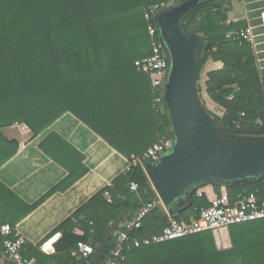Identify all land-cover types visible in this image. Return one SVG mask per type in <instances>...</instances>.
<instances>
[{
    "label": "trees",
    "instance_id": "1",
    "mask_svg": "<svg viewBox=\"0 0 264 264\" xmlns=\"http://www.w3.org/2000/svg\"><path fill=\"white\" fill-rule=\"evenodd\" d=\"M167 1L0 0V168L18 150V144L5 138V128L26 124L39 135L68 112L90 124L91 109L93 114L102 112L107 95L110 119L125 118L134 111L133 102L126 98L127 79L145 76L134 64L152 54L145 11ZM229 3H204L184 26L212 47L204 53L200 70L209 59L223 63L222 69L208 74L206 82L208 96L224 110L222 117L214 116L220 132L228 138L264 137L262 75L254 48L237 35L246 24L228 23ZM156 113L160 139L174 136L166 104L164 114ZM132 182L137 184V192L130 189ZM202 189L206 194L198 198ZM257 189L264 197V178L233 184L209 182L191 194L176 217L183 224L199 218L201 209L209 206L208 195L227 196L228 204L234 205L240 194ZM155 198L144 168L133 167L52 233L62 234L54 245V255L36 250L30 254L24 249L23 255L34 257L37 264H108L125 224ZM19 204L25 206L0 182V206H6L5 215L11 217L8 220L2 215L0 224L15 228L21 219L15 213ZM167 224L164 211L149 214L142 228L132 233V240L141 246L132 245L121 264H264V220L226 229L231 240L227 250L218 246L222 230L145 244L146 239L160 235ZM81 242L91 245L94 252L87 257L80 255ZM0 264H14L1 249Z\"/></svg>",
    "mask_w": 264,
    "mask_h": 264
},
{
    "label": "crops",
    "instance_id": "2",
    "mask_svg": "<svg viewBox=\"0 0 264 264\" xmlns=\"http://www.w3.org/2000/svg\"><path fill=\"white\" fill-rule=\"evenodd\" d=\"M228 1V23H245V29L252 27L257 35L259 70L264 75V26L260 22L264 0ZM222 68V62L209 59L201 68L198 81L204 85L206 106L219 117L224 115V110L208 96L206 82L210 72ZM126 92L134 111L125 118L110 119L107 95L102 112L97 110L93 114L91 109L90 124L68 112L39 135L32 132L23 135L14 127L16 124L3 129L5 138L18 144V150L0 168V182L25 204H19L15 211L16 217L21 218L15 229L26 239L25 252L31 254L36 250L54 255V245L62 234L52 233L126 173L133 156L158 143L160 119L151 92V78L146 75L128 78ZM185 206L180 204L176 209L181 211ZM28 207L34 209L28 211ZM5 211L6 206H0V218L3 215L10 220ZM217 242L221 250L231 248L226 230L219 232ZM30 259L36 261L34 257Z\"/></svg>",
    "mask_w": 264,
    "mask_h": 264
},
{
    "label": "water",
    "instance_id": "3",
    "mask_svg": "<svg viewBox=\"0 0 264 264\" xmlns=\"http://www.w3.org/2000/svg\"><path fill=\"white\" fill-rule=\"evenodd\" d=\"M204 3L217 0H185L157 17L169 58L164 86L174 144L157 161L145 164L144 171L156 194L175 213L177 206L209 182L264 178V137L224 136L199 102L201 61L212 47L206 39L190 34L184 24Z\"/></svg>",
    "mask_w": 264,
    "mask_h": 264
},
{
    "label": "built area",
    "instance_id": "4",
    "mask_svg": "<svg viewBox=\"0 0 264 264\" xmlns=\"http://www.w3.org/2000/svg\"><path fill=\"white\" fill-rule=\"evenodd\" d=\"M183 1L170 0L161 2L151 5L145 11L152 54L150 57L137 60L134 64L139 73L146 74L151 78L155 108L157 112L163 114L166 104L164 82L169 69V58L165 49L164 40L159 32L157 17ZM260 22L264 26V9L260 14ZM237 35L241 36L243 40L254 48L257 56V35L254 29L248 27L240 35ZM257 64L259 66L258 58ZM259 69L261 70L260 67ZM262 83L264 87V75H262ZM14 127L18 128L23 135L31 134V130L26 124H16ZM173 144L174 136L169 134L168 136L162 137L158 143L142 155L133 156L129 161L128 170L138 166L144 168L145 164L157 161L165 152L173 147ZM130 189L137 192V184L132 182ZM205 194V190L202 189L197 193V197L203 198ZM156 195L157 198L146 202L135 218L125 224V230L118 236L112 252V258L108 264H121L125 261L126 254L132 245L135 247L141 246V242L132 240V233L141 229L144 219L155 210L165 212L168 224L160 235H154L146 239L145 244H162L200 234L205 231L226 230L233 225L264 220V197L263 192L258 189L255 192L240 194L234 205L228 204L229 198L227 196L218 194L208 195L209 206L201 209L199 218H193L186 224L180 222L176 217L177 213H173L158 194ZM106 197L111 202L112 199L108 193H106ZM25 245L26 239L15 228H12L8 224H0V249L9 261L14 264H37L35 260L23 255ZM93 252L94 250L91 245L83 242L78 244V253L83 257H87Z\"/></svg>",
    "mask_w": 264,
    "mask_h": 264
},
{
    "label": "rangeland",
    "instance_id": "5",
    "mask_svg": "<svg viewBox=\"0 0 264 264\" xmlns=\"http://www.w3.org/2000/svg\"><path fill=\"white\" fill-rule=\"evenodd\" d=\"M194 36H196V37H198V38H203L202 36H200V35H194ZM204 91V85L203 84H201V85H199V83H197V94H198V99H199V102H200V104H201V107L203 108V110L205 111V113L208 115V117L213 121V122H215V120H214V116H217L216 114H214V112H212V111H210L209 109H208V107L206 106V102L204 101V95H203V91ZM184 205V204H186V202H182L181 203V205Z\"/></svg>",
    "mask_w": 264,
    "mask_h": 264
}]
</instances>
